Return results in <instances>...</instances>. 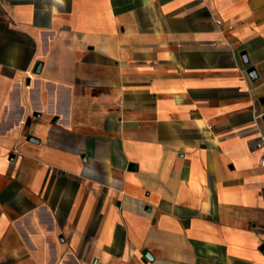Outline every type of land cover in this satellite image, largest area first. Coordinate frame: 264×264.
Masks as SVG:
<instances>
[{
	"label": "crops",
	"instance_id": "0c3cea01",
	"mask_svg": "<svg viewBox=\"0 0 264 264\" xmlns=\"http://www.w3.org/2000/svg\"><path fill=\"white\" fill-rule=\"evenodd\" d=\"M263 136L264 0H0V264H264Z\"/></svg>",
	"mask_w": 264,
	"mask_h": 264
},
{
	"label": "water",
	"instance_id": "95a60500",
	"mask_svg": "<svg viewBox=\"0 0 264 264\" xmlns=\"http://www.w3.org/2000/svg\"><path fill=\"white\" fill-rule=\"evenodd\" d=\"M242 58H243V61H244L245 63L248 62V59H247V56H246L245 53H242ZM41 66H42V63H41V62L36 63V65H35V71H36V72H39L40 69H41ZM249 74H250L251 77H256L255 69H254V68H251V69L249 70ZM30 139H31V140H35L34 138H30ZM262 249L264 250V246H263ZM144 254H145V256H148V253H147V252H145Z\"/></svg>",
	"mask_w": 264,
	"mask_h": 264
},
{
	"label": "built area",
	"instance_id": "2783aa9c",
	"mask_svg": "<svg viewBox=\"0 0 264 264\" xmlns=\"http://www.w3.org/2000/svg\"><path fill=\"white\" fill-rule=\"evenodd\" d=\"M262 145H264V136L261 137L260 141L257 143V147H261Z\"/></svg>",
	"mask_w": 264,
	"mask_h": 264
}]
</instances>
